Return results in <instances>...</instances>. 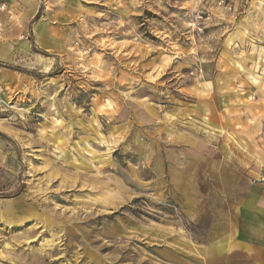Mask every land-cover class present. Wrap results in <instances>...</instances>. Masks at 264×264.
Listing matches in <instances>:
<instances>
[{
	"label": "rangeland",
	"instance_id": "1",
	"mask_svg": "<svg viewBox=\"0 0 264 264\" xmlns=\"http://www.w3.org/2000/svg\"><path fill=\"white\" fill-rule=\"evenodd\" d=\"M0 264H264V0H0Z\"/></svg>",
	"mask_w": 264,
	"mask_h": 264
},
{
	"label": "crops",
	"instance_id": "2",
	"mask_svg": "<svg viewBox=\"0 0 264 264\" xmlns=\"http://www.w3.org/2000/svg\"><path fill=\"white\" fill-rule=\"evenodd\" d=\"M0 52H1V50H0ZM0 57H1V54H0Z\"/></svg>",
	"mask_w": 264,
	"mask_h": 264
}]
</instances>
